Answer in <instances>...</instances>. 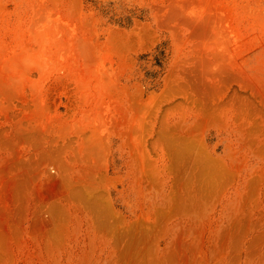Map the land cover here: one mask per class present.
<instances>
[{
  "label": "rangeland",
  "instance_id": "374dc122",
  "mask_svg": "<svg viewBox=\"0 0 264 264\" xmlns=\"http://www.w3.org/2000/svg\"><path fill=\"white\" fill-rule=\"evenodd\" d=\"M0 264H264V0H0Z\"/></svg>",
  "mask_w": 264,
  "mask_h": 264
}]
</instances>
